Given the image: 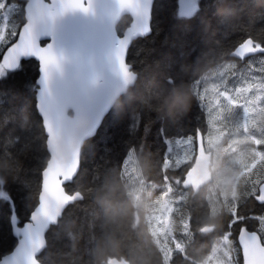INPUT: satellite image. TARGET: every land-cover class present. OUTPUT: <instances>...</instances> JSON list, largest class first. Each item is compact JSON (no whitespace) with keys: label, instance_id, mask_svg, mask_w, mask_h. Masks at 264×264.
<instances>
[{"label":"trees","instance_id":"1","mask_svg":"<svg viewBox=\"0 0 264 264\" xmlns=\"http://www.w3.org/2000/svg\"><path fill=\"white\" fill-rule=\"evenodd\" d=\"M24 2L0 0V51L24 21ZM196 3L194 13L183 16L178 0H154L150 34L133 40L127 53L137 79L84 142L79 171L65 186L82 198L69 204L47 231L38 256L42 264H91L105 228L96 196L113 186L123 198L136 196L147 204L117 258L147 264H242L240 227L264 234V203L256 200L264 183V116L254 118L251 111L264 105V52L243 60L231 55L247 38L264 47V7L254 0ZM129 21L128 15L121 18L119 33ZM20 67L23 72L0 84V256L17 242L12 214L23 223L36 206L49 158L35 106L38 63L31 58ZM177 88L187 93L186 101L173 97ZM244 91L246 96L236 94ZM216 98L221 103L212 105ZM197 131L211 152L213 179L194 193L182 186L194 153L173 168L169 147L174 150L177 139L190 137L195 151ZM155 213L161 215L160 226L154 223ZM239 217V224H233ZM69 220L77 224L71 240L64 230Z\"/></svg>","mask_w":264,"mask_h":264},{"label":"water","instance_id":"2","mask_svg":"<svg viewBox=\"0 0 264 264\" xmlns=\"http://www.w3.org/2000/svg\"><path fill=\"white\" fill-rule=\"evenodd\" d=\"M178 2L183 16H190L198 7L193 0ZM153 4L154 0H25L24 21L11 47L8 44L4 49L8 53L15 50L19 58H32L38 63L35 106L49 154L42 170L45 175L67 173L66 179L73 181L80 168L84 142L96 134L117 98L134 85L138 75L127 62V53L133 40L150 34ZM124 15L130 21L119 33L117 25ZM262 52L264 47L247 38L231 55L245 59ZM123 53L127 76L121 72L118 59ZM10 63L7 55L0 61L4 69ZM81 120L86 122L83 128L78 126ZM195 141L193 163L182 179V185L194 193L213 179L211 154L201 131L196 132ZM47 191L40 186L38 202L30 215H51L48 227L38 241L25 240L23 235H17L23 230L13 228L17 242L4 255H12L20 248L27 255L26 264H41L38 256L46 245L47 231L57 224L69 204L82 198L79 191L70 193L65 188L68 199L54 203ZM256 200H264V183ZM15 221L18 224L16 215ZM209 228L205 226L204 230ZM243 228L237 234L240 249L243 247L242 263L264 264V248L257 231ZM122 259L113 257L111 264H121Z\"/></svg>","mask_w":264,"mask_h":264},{"label":"clouds","instance_id":"3","mask_svg":"<svg viewBox=\"0 0 264 264\" xmlns=\"http://www.w3.org/2000/svg\"><path fill=\"white\" fill-rule=\"evenodd\" d=\"M257 6L264 7V0H254ZM173 97L177 100H187V93L181 92L179 88L174 89ZM86 122L81 120L79 127L83 128ZM96 202L103 208L105 216V228L94 246L91 264H111L113 257L119 256L124 245L129 229L135 223V219L146 208L147 204L133 196L125 199L120 193L118 186H113L107 191L98 193ZM75 220L65 223L64 230L68 238L75 239ZM75 248V244H73ZM121 264H147L146 261L121 260Z\"/></svg>","mask_w":264,"mask_h":264},{"label":"snow or ice","instance_id":"4","mask_svg":"<svg viewBox=\"0 0 264 264\" xmlns=\"http://www.w3.org/2000/svg\"><path fill=\"white\" fill-rule=\"evenodd\" d=\"M9 47H11V44ZM5 55L8 56L9 61H11V63L8 68L4 69L6 75L3 80H0V84H3L4 82L8 81L10 76L23 72L24 67H20V65H24L25 62H28V60H23L22 58H19L20 54L15 50L13 51V53H8L7 48L0 51V61L4 59ZM124 57L125 53L120 55L118 59L120 63L121 72L125 76H127V69ZM52 111L55 112V109H53ZM66 176L67 173H48L47 175H45L44 173L41 174L42 191L44 188H47V197L51 199V201H53L54 203H63L64 200L68 199L69 194L65 192V186L67 183H70V181L66 179ZM258 201L264 203V200ZM52 218L53 217L51 215H48L47 218H41L38 212H34L31 215H28L26 223H21L19 221V223L17 224L14 215L13 219L10 221V224L12 225V230L13 228L23 230L22 232L18 231L17 235H23L25 240L38 241L40 234L46 227H48V223ZM242 219L243 217L234 219L233 224H239ZM243 230L248 231L247 226H244ZM257 236L261 241V247L264 248V234L257 232ZM241 252L243 254V247L241 249ZM26 260V253L23 249L20 248L15 249V252L12 255L0 256V264H26Z\"/></svg>","mask_w":264,"mask_h":264},{"label":"rangeland","instance_id":"5","mask_svg":"<svg viewBox=\"0 0 264 264\" xmlns=\"http://www.w3.org/2000/svg\"><path fill=\"white\" fill-rule=\"evenodd\" d=\"M193 1L196 2V0H193ZM2 73H4V68L0 64V75ZM261 93H262V96L264 97V92H261ZM236 94L237 95H241V96H246L247 95V91L237 92ZM225 97L226 98L228 97V99L226 100L228 102H229V99H232L228 94H226ZM254 101H258L259 102V97L256 98ZM219 103H221V101L216 98V99H214L212 101L211 104L212 105H216V104H219ZM226 110H228L230 113L232 112V109L230 107H226ZM243 111H244V113H246V109H244ZM251 111L254 112L253 113L254 118H262L264 116V105L261 106V107H253ZM169 151H173V153L175 154V155L173 154L174 160H173L172 164H173V168H176L181 163L191 160L192 155L194 153L193 141H192V139L190 137H186V138H182L181 137V138L177 139V141L175 143L174 150H172L169 147ZM164 214L165 213L163 212V215ZM153 219H154V223H156V224H158L160 226V223H159V221L161 220L160 213H155L153 215Z\"/></svg>","mask_w":264,"mask_h":264},{"label":"flooded vegetation","instance_id":"6","mask_svg":"<svg viewBox=\"0 0 264 264\" xmlns=\"http://www.w3.org/2000/svg\"><path fill=\"white\" fill-rule=\"evenodd\" d=\"M245 59H246V58H245ZM242 60H243V59H242ZM258 193H259V192H258ZM257 195H258V194H257ZM257 195H256V196H257ZM249 230H250V229H249ZM240 251H241V249H240ZM240 253H241V252H240ZM241 259H242V256H241ZM242 264H243V263H242Z\"/></svg>","mask_w":264,"mask_h":264},{"label":"bare ground","instance_id":"7","mask_svg":"<svg viewBox=\"0 0 264 264\" xmlns=\"http://www.w3.org/2000/svg\"><path fill=\"white\" fill-rule=\"evenodd\" d=\"M211 153V152H210ZM31 213V212H30ZM27 221V220H26ZM25 222V221H24ZM41 263V262H40ZM42 264V263H41Z\"/></svg>","mask_w":264,"mask_h":264}]
</instances>
